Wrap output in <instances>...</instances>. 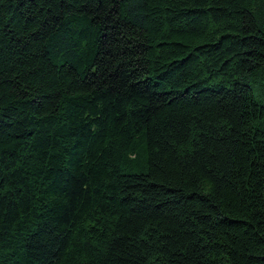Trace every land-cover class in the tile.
Segmentation results:
<instances>
[{
	"label": "trees",
	"instance_id": "trees-1",
	"mask_svg": "<svg viewBox=\"0 0 264 264\" xmlns=\"http://www.w3.org/2000/svg\"><path fill=\"white\" fill-rule=\"evenodd\" d=\"M0 264H264V0H0Z\"/></svg>",
	"mask_w": 264,
	"mask_h": 264
}]
</instances>
